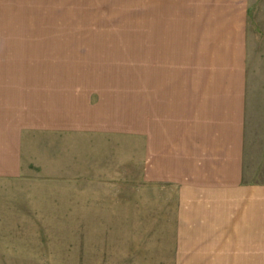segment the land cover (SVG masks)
I'll return each instance as SVG.
<instances>
[{"label":"rangeland","instance_id":"374dc122","mask_svg":"<svg viewBox=\"0 0 264 264\" xmlns=\"http://www.w3.org/2000/svg\"><path fill=\"white\" fill-rule=\"evenodd\" d=\"M170 2L0 0V107L13 108L11 122L0 114V264H264V0ZM169 10L183 14L171 18L179 31L153 33ZM237 40L246 102L235 183L201 165L191 104L217 48L231 63ZM59 64L111 68L118 82L74 85L64 124L34 119L44 96L24 121L22 101L54 85Z\"/></svg>","mask_w":264,"mask_h":264},{"label":"crops","instance_id":"0c3cea01","mask_svg":"<svg viewBox=\"0 0 264 264\" xmlns=\"http://www.w3.org/2000/svg\"><path fill=\"white\" fill-rule=\"evenodd\" d=\"M161 1L162 0H150L151 6H153L154 3ZM163 1L167 2V7L169 9V7H171L172 5V2H170L172 0ZM180 1L184 0H176V4L174 5L173 9L175 7L183 6V4H179ZM170 10L168 12L167 18L168 20L170 19L171 24H169L164 30L161 29L163 28L161 26V28L153 27V33L166 31L169 35L173 32L179 31L176 30V25L172 24V22L176 23V20L173 21L171 18L175 17L176 15L181 16L183 14L177 13L176 11L172 13V11ZM159 14L162 15V13L160 12ZM188 30L189 29H187V31ZM160 40L161 38L159 37H151V47L147 48V50L153 52L154 54L157 50L159 51L161 44ZM165 40L169 45V49H171V46L174 43L173 41H175L174 38L166 37ZM70 43H73V41H71ZM235 44L236 45H234L233 53L228 56L232 58L231 63L227 61H225L224 63L222 62V58L218 54V51H220L221 48H217V54L215 53L217 55L216 60L209 69L208 74L205 78V85L203 86L200 93V101H194L191 104V112H193L194 115L192 116L191 131L193 132V134H196L195 131H197L201 135L200 143L202 144V151L204 152V154H206V157L204 158L201 165L209 168H215L214 172H211L216 173L218 177L220 175L223 176V178L219 180H224L226 182L235 181V183H237L240 179V171L243 161V132L246 99L244 94V83L241 78V72L243 69L241 66L240 41L237 40ZM67 46L68 45L65 44L61 46V48L64 49ZM49 47L51 48V50H53V52L59 51H54L53 42L50 43ZM41 49L42 46H36V48L34 49V51L36 52L33 53L38 55ZM23 53L25 54L26 51H24ZM61 66L62 64H59V67L57 68L51 67V71L57 70L58 72L50 74V77L47 79L53 80L56 83L45 89L42 88L39 91V96H37L33 100V104L29 103V101L31 100L30 95V98L28 99V101H26L25 104L24 101H22L21 105H24V107H22L23 109L20 107V112L22 113L21 116L24 121L27 118H30L26 116L27 109L36 111L38 109V106L36 104V101H38L37 99H40L44 96L46 97L47 104L43 103L44 108L42 106V108L38 110L40 115H38L37 118H32H34L36 121H39L40 123L44 122V124H64L65 116H68L67 114L70 115V113L75 110L73 108L76 107V101L73 102L66 99L72 96V94L70 93L72 91L71 88L74 85L76 86L77 83H82V81H84L83 79L86 78H90L91 85L98 86L101 89H105L106 87L111 86V84H116L118 82V79H112L111 73H109L111 68H107L104 66L96 69L99 70V73L90 72L92 74H81L79 71L80 68L78 67L67 69L60 68ZM75 69L78 75H69L71 71H74ZM51 75L55 78L51 77ZM122 81L121 79L119 80V82ZM66 100L71 103V106L66 103ZM188 103L189 102H184L185 106L187 107L184 110L185 114L188 113V110L190 109L188 107ZM158 105L160 106V103ZM59 107H61L62 110L61 114L55 111V109ZM45 108H50L48 111L49 113H51L50 115L45 114ZM137 108L138 106L136 107V109ZM0 112L2 116H5V119H7L8 122L12 121L10 118L13 112V108L11 109L2 106L0 107ZM168 134L170 135V129L168 131ZM8 135H11V133ZM11 141H13L12 135Z\"/></svg>","mask_w":264,"mask_h":264}]
</instances>
